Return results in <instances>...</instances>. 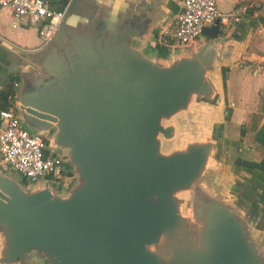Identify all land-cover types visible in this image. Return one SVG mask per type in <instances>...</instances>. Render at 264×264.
Returning <instances> with one entry per match:
<instances>
[{
  "label": "water",
  "instance_id": "water-1",
  "mask_svg": "<svg viewBox=\"0 0 264 264\" xmlns=\"http://www.w3.org/2000/svg\"><path fill=\"white\" fill-rule=\"evenodd\" d=\"M79 1L68 0L43 50L6 45L23 80L19 121L49 132L47 150H61L76 183L60 192L0 169V264H264L259 195L207 168L220 147L215 129L202 138L176 133L171 121L192 97L216 102L207 71L218 44L195 40L192 52L162 64L130 43V16L94 27L95 2L86 43L83 32L71 42L67 18ZM221 31L217 21L202 28ZM42 55L56 66L38 73ZM170 140L179 144L160 151Z\"/></svg>",
  "mask_w": 264,
  "mask_h": 264
},
{
  "label": "crops",
  "instance_id": "crops-1",
  "mask_svg": "<svg viewBox=\"0 0 264 264\" xmlns=\"http://www.w3.org/2000/svg\"><path fill=\"white\" fill-rule=\"evenodd\" d=\"M50 2L55 7H62L68 0ZM93 2L97 5L92 17L94 27H105L118 18L130 16L127 20L130 21V43L155 61L168 64L178 55L193 51L189 46L173 47L169 34L163 40L159 39L162 29L172 31L180 0H80L79 10L67 18L71 42L74 34L83 32L85 36L90 32L87 14L93 9ZM217 3L222 11L231 10L241 3L249 4L251 8L236 23L226 27L218 23L222 31L216 37L201 31L196 39L216 42L221 53L207 71L217 90L216 102L196 101L192 97L188 109L182 111L187 113L175 114L171 121L176 133L199 131L202 138L215 129L220 147L217 157L207 159V168L212 167L214 178L225 186L236 180L242 181L264 203V3L260 0H218ZM88 37L89 33L83 39L84 44ZM83 41L75 47L73 58L76 59L77 54L83 51ZM46 42L35 25L24 18L15 19L8 7L0 10V97L8 87L12 88L9 106L15 109L16 114L23 80L21 74L13 70L17 65L15 54L9 52L6 45L37 53L43 50ZM48 63L53 64L46 55L37 56V72L40 73L39 70L42 71L41 68ZM41 135L47 141L49 132ZM49 152L60 153L61 150ZM66 164L69 173L71 166ZM21 177L30 183L23 175Z\"/></svg>",
  "mask_w": 264,
  "mask_h": 264
},
{
  "label": "built area",
  "instance_id": "built-area-1",
  "mask_svg": "<svg viewBox=\"0 0 264 264\" xmlns=\"http://www.w3.org/2000/svg\"><path fill=\"white\" fill-rule=\"evenodd\" d=\"M218 0H180L174 15L173 29H162L159 39L170 35L173 47L192 44L203 26L216 21L229 26L240 20L251 5L241 3L235 8L222 11ZM264 3V0H260ZM67 3L55 7L50 0H0V10L10 8L15 19L24 18L37 27L43 41L49 40L61 22ZM15 85L17 82L14 83ZM0 161L19 172L28 181L46 179L60 187L68 175V165L60 153L47 150L46 138L30 131L19 121L12 107L0 109Z\"/></svg>",
  "mask_w": 264,
  "mask_h": 264
},
{
  "label": "rangeland",
  "instance_id": "rangeland-1",
  "mask_svg": "<svg viewBox=\"0 0 264 264\" xmlns=\"http://www.w3.org/2000/svg\"><path fill=\"white\" fill-rule=\"evenodd\" d=\"M26 127V126H25ZM27 128V127H26ZM42 134V133H41ZM176 144H179V142H176V141H174V140H170V141H165L164 143L162 142V143H160V147H159V149H160V151H164V150H172L173 148H174V146L176 145ZM0 169L1 170H12V171H14V172H17V171H15V170H13V169H11L5 162H2V165L0 166ZM16 176L19 178V179H22V177H21V174H19L18 172L16 173ZM75 175H74V173L71 171V172H69L68 173V175H67V178H66V180H65V182L64 183H60L61 185H60V187H58V188H60L59 190H61L60 192H65V191H67L68 189H69V187L70 186H72V185H74L76 182H75ZM23 180V179H22ZM21 181V180H20ZM25 182V181H24ZM26 183V182H25ZM51 184V186L52 187H54V188H57V186H55V185H53L52 183H50ZM56 193H58V192H56ZM196 248L197 249H201L200 248V245H197L196 246ZM26 260V263H27V259H25Z\"/></svg>",
  "mask_w": 264,
  "mask_h": 264
},
{
  "label": "trees",
  "instance_id": "trees-1",
  "mask_svg": "<svg viewBox=\"0 0 264 264\" xmlns=\"http://www.w3.org/2000/svg\"><path fill=\"white\" fill-rule=\"evenodd\" d=\"M12 93V88L8 87L4 93L2 94V96L0 97V109L2 108H7L10 104V100L8 99V97L10 96V94Z\"/></svg>",
  "mask_w": 264,
  "mask_h": 264
}]
</instances>
